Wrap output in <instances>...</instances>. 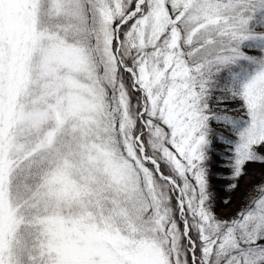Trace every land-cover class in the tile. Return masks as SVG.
<instances>
[{"label": "snow or ice", "instance_id": "1", "mask_svg": "<svg viewBox=\"0 0 264 264\" xmlns=\"http://www.w3.org/2000/svg\"><path fill=\"white\" fill-rule=\"evenodd\" d=\"M0 264H264V0H0Z\"/></svg>", "mask_w": 264, "mask_h": 264}, {"label": "trees", "instance_id": "2", "mask_svg": "<svg viewBox=\"0 0 264 264\" xmlns=\"http://www.w3.org/2000/svg\"><path fill=\"white\" fill-rule=\"evenodd\" d=\"M248 174L240 179V188L238 191H229L225 187L220 192V200L216 207V212L220 216H228L232 214L241 203V196L243 192L249 189L253 184L258 183L260 179V168L258 165H249L247 169ZM224 201H228L227 204Z\"/></svg>", "mask_w": 264, "mask_h": 264}]
</instances>
